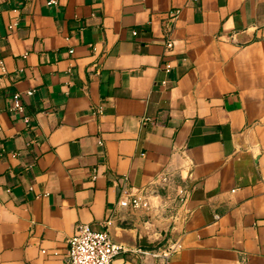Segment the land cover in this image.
<instances>
[{"label": "crops", "instance_id": "0c3cea01", "mask_svg": "<svg viewBox=\"0 0 264 264\" xmlns=\"http://www.w3.org/2000/svg\"><path fill=\"white\" fill-rule=\"evenodd\" d=\"M59 1L0 0V264H66L79 224L264 264V0Z\"/></svg>", "mask_w": 264, "mask_h": 264}, {"label": "built area", "instance_id": "2783aa9c", "mask_svg": "<svg viewBox=\"0 0 264 264\" xmlns=\"http://www.w3.org/2000/svg\"><path fill=\"white\" fill-rule=\"evenodd\" d=\"M45 2L48 6H57L60 3L59 0H45ZM15 26L16 24L10 25V30H13ZM172 46V43L167 44V48H171ZM170 68L171 66L167 64L166 70ZM5 73L4 63L0 60V75ZM13 102L14 109L22 113L24 108L18 95L14 96ZM163 180L166 181V179ZM149 198L148 194L140 192L139 194H131L126 198H121L119 204L132 210L149 211L152 209ZM185 200L186 196H182L180 199L183 204ZM177 248L178 246L175 242L168 240L156 248L129 250L121 244L114 242L108 229L98 231L89 224H79L76 226L73 236L69 239L68 250L65 256L66 264H113V260L117 255L123 252H136L141 253L143 256L161 260L163 264H169Z\"/></svg>", "mask_w": 264, "mask_h": 264}, {"label": "water", "instance_id": "95a60500", "mask_svg": "<svg viewBox=\"0 0 264 264\" xmlns=\"http://www.w3.org/2000/svg\"><path fill=\"white\" fill-rule=\"evenodd\" d=\"M143 247L146 248H156L158 246V243H149L146 239V241L142 244Z\"/></svg>", "mask_w": 264, "mask_h": 264}]
</instances>
